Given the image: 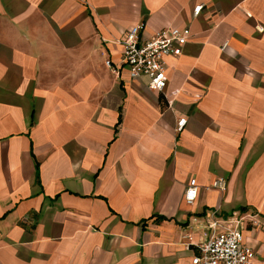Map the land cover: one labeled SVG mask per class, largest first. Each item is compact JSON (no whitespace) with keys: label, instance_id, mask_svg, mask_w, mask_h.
I'll list each match as a JSON object with an SVG mask.
<instances>
[{"label":"crops","instance_id":"0c3cea01","mask_svg":"<svg viewBox=\"0 0 264 264\" xmlns=\"http://www.w3.org/2000/svg\"><path fill=\"white\" fill-rule=\"evenodd\" d=\"M136 23L186 35L162 91ZM215 218L264 264V0H0V264H192Z\"/></svg>","mask_w":264,"mask_h":264},{"label":"built area","instance_id":"2783aa9c","mask_svg":"<svg viewBox=\"0 0 264 264\" xmlns=\"http://www.w3.org/2000/svg\"><path fill=\"white\" fill-rule=\"evenodd\" d=\"M201 7L202 5L195 6L194 14H198ZM140 30L141 24L136 23L118 40L122 48L121 61L127 66L131 79L145 76L148 78L149 88L162 91L167 83L165 58L181 54L186 35L178 28H162L148 38H141ZM105 62L111 66L109 60ZM185 124V117L178 118L175 131H181ZM210 186L224 190L227 180L218 177ZM197 193L198 185L193 179L189 180L184 199L187 203H192ZM252 222L259 225L254 220ZM218 225L216 218L209 223L212 232L205 242L198 244L197 253L191 259L192 264H255V250L244 243L242 231L237 227H223L217 232L215 228Z\"/></svg>","mask_w":264,"mask_h":264},{"label":"rangeland","instance_id":"374dc122","mask_svg":"<svg viewBox=\"0 0 264 264\" xmlns=\"http://www.w3.org/2000/svg\"><path fill=\"white\" fill-rule=\"evenodd\" d=\"M256 226H259V225H256Z\"/></svg>","mask_w":264,"mask_h":264},{"label":"trees","instance_id":"16d2710c","mask_svg":"<svg viewBox=\"0 0 264 264\" xmlns=\"http://www.w3.org/2000/svg\"><path fill=\"white\" fill-rule=\"evenodd\" d=\"M160 217V216H159Z\"/></svg>","mask_w":264,"mask_h":264}]
</instances>
